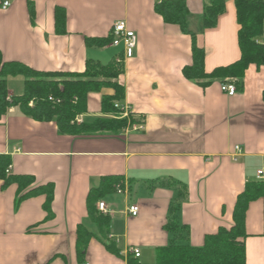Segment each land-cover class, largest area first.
<instances>
[{"label": "crops", "instance_id": "obj_1", "mask_svg": "<svg viewBox=\"0 0 264 264\" xmlns=\"http://www.w3.org/2000/svg\"><path fill=\"white\" fill-rule=\"evenodd\" d=\"M1 1L4 61L41 72L81 73L87 60L109 64L123 47H88L86 38L111 37L114 24L126 21L138 41L119 79L125 90L121 105L140 121L121 134L69 136L61 135L56 123L36 121L15 108L0 119V155L11 158L9 173L34 176V187L54 186L49 215L46 195L16 206L18 186L2 189L0 180V264H128L132 248L140 250V262L153 264L158 248L173 237L165 226L174 205L194 247L220 227L233 226L238 196L264 172V67L251 64L234 96L221 90L222 80L203 87L186 79L192 36L156 13L161 0H12L7 9ZM184 1L191 12L189 29L206 51L205 72L237 62L234 1L227 0L217 26L206 30V0ZM57 8L66 13L64 34L56 31ZM259 42L264 44V33ZM19 77L7 78L10 95H17L11 85ZM111 93H90L88 113L78 118L106 117L102 97ZM110 176L122 178L124 192L115 189L100 200L112 212L105 238L89 217L87 199ZM131 205L139 207L137 216L129 213ZM80 224L99 237L92 238L81 263ZM246 233V264H264L262 198L249 205Z\"/></svg>", "mask_w": 264, "mask_h": 264}, {"label": "trees", "instance_id": "obj_2", "mask_svg": "<svg viewBox=\"0 0 264 264\" xmlns=\"http://www.w3.org/2000/svg\"><path fill=\"white\" fill-rule=\"evenodd\" d=\"M240 26L238 43L241 51L240 59L226 67H219L207 74L204 69L206 51L199 47L196 34L191 32L188 19L191 12L184 0H161L156 3L155 11L167 25L177 26L184 34L192 36V63L185 66L183 74L190 81H198L203 87L213 80H236L242 87L244 75L251 64L264 67V44L260 38L264 33V0H233ZM227 0H206L203 12V29L215 28L218 19L226 11ZM30 11L34 16V9ZM56 31L66 32V13L62 8L55 11ZM113 38H86V45L103 47L112 44ZM120 56V55H119ZM114 58L109 64L87 60L84 72H41L20 62H6L0 52V119L12 108L23 115L39 122H54L61 135L93 136L100 134H121L140 120L131 113L130 118L120 116L124 101V86L119 81L124 72V65ZM25 78L22 94L10 95L8 77ZM103 89L111 90V94L102 97V114L94 120L79 122L78 117L88 113V95L101 93ZM112 115L113 117H111ZM11 166L9 156L0 155V180L2 189L10 185L18 186L16 206L32 196H47L45 208L51 215V204L54 198V186L34 187L35 178L29 175H13L7 172ZM122 178L105 177L97 188H92L87 199L90 219L98 225L102 237L107 238L110 228L109 215H104L97 208V202L115 192L118 185L123 187ZM183 196V194L181 193ZM264 199V180L248 182L245 190L238 196L233 211V226L228 229L220 227L216 234L207 235L204 245L194 247L190 243L189 229L183 225L176 215L178 206L170 210L171 217L165 226L173 234L169 243L157 250V259L153 264H246L245 241L246 215L249 205L257 199ZM99 238L83 224L77 230V254L79 262H83L88 245L92 238ZM104 238V239H105ZM102 241V239H100ZM106 245V244H105ZM113 248L111 244H107ZM117 253V252H116ZM128 264H144L139 258L128 255Z\"/></svg>", "mask_w": 264, "mask_h": 264}, {"label": "built area", "instance_id": "obj_3", "mask_svg": "<svg viewBox=\"0 0 264 264\" xmlns=\"http://www.w3.org/2000/svg\"><path fill=\"white\" fill-rule=\"evenodd\" d=\"M11 4H12V0H2L1 8L7 9L10 7ZM111 36L113 38L111 44L112 46L123 47V51L120 54V56L116 59V61L121 64H125L126 61H128L134 56L138 41L137 35L128 28L126 21H118L114 24L112 28ZM220 88L224 93H227L229 96H234L238 91V86L236 84V80L234 79H226L224 82L221 83ZM130 115H131L130 107L126 105L123 106L120 116L122 118H130ZM78 121L81 122L79 118ZM134 127L136 128V126ZM9 171L10 168L7 170V172ZM257 179L259 181L264 180L263 171L258 172ZM116 191L117 193L121 194L124 192V188L121 186H117ZM97 208L104 215H110L112 213L108 205L104 201L98 202ZM129 213L132 216H137L139 213V207L137 205H131L129 208ZM129 253L133 255L135 258H140L141 256L140 250L137 248L130 249Z\"/></svg>", "mask_w": 264, "mask_h": 264}, {"label": "rangeland", "instance_id": "obj_4", "mask_svg": "<svg viewBox=\"0 0 264 264\" xmlns=\"http://www.w3.org/2000/svg\"><path fill=\"white\" fill-rule=\"evenodd\" d=\"M119 50V49H118ZM14 80V79H12ZM25 78L23 77H19L16 81H13V84L11 85V87L14 89L15 93L17 95L21 94L23 92V87H24V81ZM134 194V193H133ZM134 196V195H133Z\"/></svg>", "mask_w": 264, "mask_h": 264}]
</instances>
